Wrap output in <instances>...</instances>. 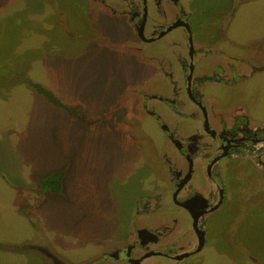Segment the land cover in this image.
I'll return each mask as SVG.
<instances>
[{
    "label": "rangeland",
    "instance_id": "1",
    "mask_svg": "<svg viewBox=\"0 0 264 264\" xmlns=\"http://www.w3.org/2000/svg\"><path fill=\"white\" fill-rule=\"evenodd\" d=\"M180 2L191 12L190 24L202 27L195 34L205 44L221 26L236 42L264 41V0ZM98 11L80 0H0V243L47 245L68 264H94L89 260L125 234L133 199L145 191L144 144L133 149L120 119L133 118L134 129H143L156 149L162 145L159 127L137 103L115 101L128 80L151 67L104 44L130 38L131 31ZM225 16H231L226 25ZM183 40L175 28L148 47L155 54ZM29 82L76 106L79 118ZM263 82L264 72L248 80L256 92L254 116L264 107ZM208 91L223 93L220 84ZM59 168L60 192L41 189L40 179ZM236 202L209 220L195 255L199 264H264V196L246 212ZM250 252L256 262L245 257ZM47 261L32 250H0V264Z\"/></svg>",
    "mask_w": 264,
    "mask_h": 264
},
{
    "label": "flooded vegetation",
    "instance_id": "2",
    "mask_svg": "<svg viewBox=\"0 0 264 264\" xmlns=\"http://www.w3.org/2000/svg\"><path fill=\"white\" fill-rule=\"evenodd\" d=\"M80 1L129 27L130 38H108L104 44L151 69L128 80L115 101L137 103L162 138L156 149L143 129H134L133 118L120 119L119 131L133 149L143 142L149 177L142 180L145 191L133 199L125 234L89 261L199 264L195 255L205 244L211 217L232 200L246 212L264 196V107L258 116L251 114L256 92L247 85L264 72V41L236 42L221 26L205 44L204 35L195 34L202 27L190 24L191 12L180 0ZM226 16L225 25L231 17ZM175 28L184 31L183 46L163 44L154 54L148 46ZM211 84L222 86V97L208 91ZM29 86L79 118L76 106H66L39 84ZM244 255L256 262L252 252Z\"/></svg>",
    "mask_w": 264,
    "mask_h": 264
},
{
    "label": "water",
    "instance_id": "3",
    "mask_svg": "<svg viewBox=\"0 0 264 264\" xmlns=\"http://www.w3.org/2000/svg\"><path fill=\"white\" fill-rule=\"evenodd\" d=\"M0 250L6 252H16L18 250H32L38 252L46 260H51L50 264H59L61 260L47 247V245L36 244L32 242H24L21 244H13L7 242L0 243ZM96 264V262L94 263Z\"/></svg>",
    "mask_w": 264,
    "mask_h": 264
},
{
    "label": "trees",
    "instance_id": "4",
    "mask_svg": "<svg viewBox=\"0 0 264 264\" xmlns=\"http://www.w3.org/2000/svg\"><path fill=\"white\" fill-rule=\"evenodd\" d=\"M41 90V88L36 85ZM63 175L62 169L49 172L45 177L40 179V188L48 189L50 192L59 193L61 188V177Z\"/></svg>",
    "mask_w": 264,
    "mask_h": 264
}]
</instances>
